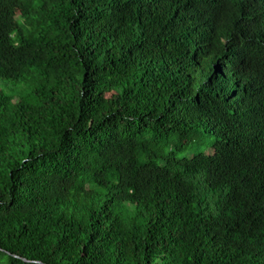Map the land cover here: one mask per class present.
Here are the masks:
<instances>
[{"label":"trees","instance_id":"trees-1","mask_svg":"<svg viewBox=\"0 0 264 264\" xmlns=\"http://www.w3.org/2000/svg\"><path fill=\"white\" fill-rule=\"evenodd\" d=\"M0 264H264V0H0Z\"/></svg>","mask_w":264,"mask_h":264}]
</instances>
